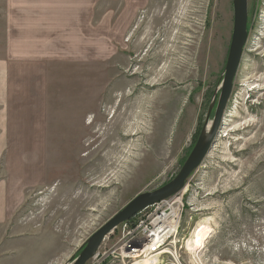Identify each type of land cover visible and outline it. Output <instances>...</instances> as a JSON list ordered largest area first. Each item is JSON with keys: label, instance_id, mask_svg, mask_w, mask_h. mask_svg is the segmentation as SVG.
Here are the masks:
<instances>
[{"label": "rangeland", "instance_id": "374dc122", "mask_svg": "<svg viewBox=\"0 0 264 264\" xmlns=\"http://www.w3.org/2000/svg\"><path fill=\"white\" fill-rule=\"evenodd\" d=\"M247 2L245 51L203 162L86 264H136L124 243L170 213L160 264H264V0ZM36 4L12 8L6 29L0 0V264H70L137 194L176 176L219 97L223 52L210 30L224 29L226 50L233 30L232 0H82L66 24L43 15L39 56ZM202 223L210 232L190 251Z\"/></svg>", "mask_w": 264, "mask_h": 264}, {"label": "water", "instance_id": "95a60500", "mask_svg": "<svg viewBox=\"0 0 264 264\" xmlns=\"http://www.w3.org/2000/svg\"><path fill=\"white\" fill-rule=\"evenodd\" d=\"M232 9L233 30L231 43L224 67L223 78L218 90L219 97L214 108L213 118L209 121L210 114L213 110V105H211L206 116L204 127L200 130L192 150L176 176L157 189L137 194L86 240L78 256L70 264H86L96 256L103 241L117 226L129 221L144 209L163 202L181 192L188 177L203 162L220 128L247 39V0H232Z\"/></svg>", "mask_w": 264, "mask_h": 264}, {"label": "crops", "instance_id": "0c3cea01", "mask_svg": "<svg viewBox=\"0 0 264 264\" xmlns=\"http://www.w3.org/2000/svg\"><path fill=\"white\" fill-rule=\"evenodd\" d=\"M5 1H6V7H5V12H4V19L6 22V29L11 28L10 21H7V20L8 18H10L12 8L16 9L17 11L18 7L24 8L27 4L37 3L35 6L30 5L31 8L32 7L36 8V12L31 13L32 15L31 30L32 31H31V37L29 39H31L32 43L31 42L30 43L33 47L31 50L32 55L33 54H36L39 56L44 55V50L41 48V45L47 44L48 36L45 37L43 33L44 31L46 32V29L49 28L51 24H46V27L44 26L45 21H44L43 15H53L54 16L50 19L49 17H47L48 23H50V20L59 21V18H61L60 21H61V24L63 25V24H66L68 20L67 14H79L82 12L80 11L81 10L80 8L82 7V4H81L82 0H5ZM84 1L85 0H83V2ZM37 14H38V18H37ZM37 20H38V25L35 27L33 23L35 22V25H36ZM26 37H27V34H26ZM34 47L36 48V50H34ZM8 52H9V49H7V54ZM5 78H6L5 67H4V64H1L0 62V104L2 105H4L3 99L6 97Z\"/></svg>", "mask_w": 264, "mask_h": 264}, {"label": "bare ground", "instance_id": "6f19581e", "mask_svg": "<svg viewBox=\"0 0 264 264\" xmlns=\"http://www.w3.org/2000/svg\"><path fill=\"white\" fill-rule=\"evenodd\" d=\"M171 214V213H170ZM170 214H162L160 216H156L153 221H152V230L154 237L151 236V241H153L152 245H143L141 247V252L140 254L143 259L138 261L136 264H160L161 263V257L165 251H162V248H158L156 250H152L151 248L155 245H164L168 237L170 238L172 236V231H174L175 226L174 223L171 221L169 222V219L171 218ZM163 225H167V229L163 228ZM210 232V228L206 225V223L200 224L195 231L192 234V237L190 239V251H193L194 249H198L203 246V243L208 236ZM156 233H160L155 235ZM171 234V235H170ZM170 235V236H168ZM139 254V255H140ZM139 255H129L128 258L133 259V260H139L138 256Z\"/></svg>", "mask_w": 264, "mask_h": 264}, {"label": "built area", "instance_id": "2783aa9c", "mask_svg": "<svg viewBox=\"0 0 264 264\" xmlns=\"http://www.w3.org/2000/svg\"><path fill=\"white\" fill-rule=\"evenodd\" d=\"M156 217V216H155ZM154 217V218H155ZM153 221V220H152ZM152 221L149 223V226H150V229L148 230L147 228L146 229H144V231H142L143 232V234H142V236L141 237H139V238H136V239H134V240H131V241H126L125 243H124V245H123V249H124V251L126 252V255L127 256H129V255H139L140 254V252H141V247L143 246V245H147V244H149V245H152V243H153V241H151V236H153L154 237V234L152 233L153 232V230H152ZM167 227V225H163V228L164 229H167L166 228ZM131 234V233H130ZM157 234H160V233H156L155 235H157ZM163 246H162V244H161V246L160 245H155V246H153L151 249L154 251V250H156V249H158V248H162ZM125 255V256H126Z\"/></svg>", "mask_w": 264, "mask_h": 264}, {"label": "flooded vegetation", "instance_id": "af4514ba", "mask_svg": "<svg viewBox=\"0 0 264 264\" xmlns=\"http://www.w3.org/2000/svg\"><path fill=\"white\" fill-rule=\"evenodd\" d=\"M232 11H233V9H232ZM232 23H233V17H232ZM232 28H233V27H232ZM210 34H211V36H212L211 41H212L213 43H216V46H217V49H218V50L220 49V50L223 52V63H222V69H224L225 64H226V59H227V57L225 58V56L228 55V51H229V47H230V43H231L232 32H231V36H230V42H229L228 50L225 49V34H224V29H219V30H217L215 33L211 32V30H210ZM214 39H215V40H214ZM244 51H245V50H244ZM244 51H243V53H244ZM226 52H227V54H226ZM242 57H243V56H242ZM241 60H242V58H241ZM240 63H241V62H240ZM207 76H208V75H207ZM206 91H208V85H207V87H206ZM191 102H192V100H190V97H187V99H186V105L191 104ZM177 106H178V105H177V103H176L175 108H176ZM208 111H209V108H208V110H207V114H208ZM179 115H180V116H179V118H177V119H178L179 124H181V123H183V119H185L186 113H185V115H183V111H180ZM165 122L167 123V121H165ZM179 128H180V125H179Z\"/></svg>", "mask_w": 264, "mask_h": 264}]
</instances>
